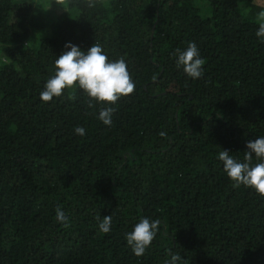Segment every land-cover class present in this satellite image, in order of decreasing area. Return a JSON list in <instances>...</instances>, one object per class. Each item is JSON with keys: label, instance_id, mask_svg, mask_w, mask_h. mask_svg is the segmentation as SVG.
Instances as JSON below:
<instances>
[{"label": "trees", "instance_id": "obj_1", "mask_svg": "<svg viewBox=\"0 0 264 264\" xmlns=\"http://www.w3.org/2000/svg\"><path fill=\"white\" fill-rule=\"evenodd\" d=\"M65 2L30 43L34 0H0V264H164L166 250L181 264H264V196L233 187L218 159L223 149L244 162L264 136V42L241 10L251 0ZM189 42L201 78L176 65ZM68 43L123 58L134 91L115 105L88 107L78 87L43 102ZM141 218L161 224L137 257L125 234Z\"/></svg>", "mask_w": 264, "mask_h": 264}, {"label": "clouds", "instance_id": "obj_2", "mask_svg": "<svg viewBox=\"0 0 264 264\" xmlns=\"http://www.w3.org/2000/svg\"><path fill=\"white\" fill-rule=\"evenodd\" d=\"M55 2L62 7L65 4V0H55ZM92 6L89 0V7ZM258 16L260 23L256 36L264 42V11ZM65 48L70 50L64 51L54 61V75L47 79L44 90L39 94L43 102H50L53 97L62 96L65 89L78 87L88 97V107L94 106L93 101L115 105L121 97L134 91L135 84L123 58L110 61L96 43L86 52L71 43L66 44ZM176 56L177 67H182L187 76L197 79L204 75L205 60L201 58L194 42H189L184 50L177 49ZM114 112V107L102 108L98 113V119L103 124L111 126ZM74 132L81 136L86 134L85 129L80 126L75 127ZM246 148L244 162L237 161L228 150L223 149L218 153V159L223 162V170L233 182V187L238 188L243 185L264 196V136L248 141ZM253 155L258 161L255 164L251 163ZM56 219L65 228L69 227V218L59 207L56 209ZM97 220L98 228L102 233L111 230V215H105L102 220L97 217ZM160 224L159 219L141 218L134 225L133 230L125 234L127 245L135 256L141 257L145 254L156 237ZM166 251L170 259H166L164 264H181L183 258L179 253Z\"/></svg>", "mask_w": 264, "mask_h": 264}, {"label": "rangeland", "instance_id": "obj_3", "mask_svg": "<svg viewBox=\"0 0 264 264\" xmlns=\"http://www.w3.org/2000/svg\"><path fill=\"white\" fill-rule=\"evenodd\" d=\"M251 3L249 2L242 5L241 10L247 14L246 16L260 21L258 14L264 11V3L261 0H251ZM46 8L48 9L45 10ZM66 11V2L62 7L61 5L56 4L55 0H34L28 18L30 33L26 38L27 41L34 43L38 36L48 35L52 23ZM40 25L42 26L39 27ZM2 52H4V49L3 45L0 44V55Z\"/></svg>", "mask_w": 264, "mask_h": 264}]
</instances>
